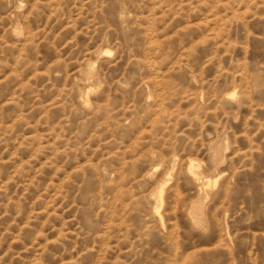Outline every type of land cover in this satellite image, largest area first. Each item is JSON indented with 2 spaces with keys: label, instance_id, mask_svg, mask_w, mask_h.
<instances>
[{
  "label": "rangeland",
  "instance_id": "obj_1",
  "mask_svg": "<svg viewBox=\"0 0 264 264\" xmlns=\"http://www.w3.org/2000/svg\"><path fill=\"white\" fill-rule=\"evenodd\" d=\"M0 264H264V0H0Z\"/></svg>",
  "mask_w": 264,
  "mask_h": 264
}]
</instances>
